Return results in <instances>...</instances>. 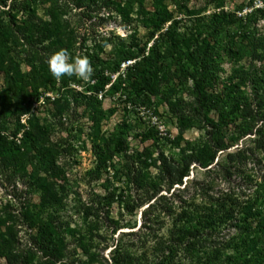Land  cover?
I'll use <instances>...</instances> for the list:
<instances>
[{
	"label": "rangeland",
	"instance_id": "374dc122",
	"mask_svg": "<svg viewBox=\"0 0 264 264\" xmlns=\"http://www.w3.org/2000/svg\"><path fill=\"white\" fill-rule=\"evenodd\" d=\"M109 6L91 12L104 16L91 21L83 9L74 8L73 3L64 5L63 0L45 1L38 10L45 14L47 8L55 12L62 7L59 19L67 22L59 25L58 42L71 55L90 61V82L76 76L57 80L49 72L47 62L31 69L18 55L24 41L10 38L7 30L0 36V102L6 103H0V133L17 132L18 145L24 128L33 130L22 141V146L26 145L23 159L13 145H2L7 150L0 147V264H6L7 250L18 258L16 264H111L113 240L132 246L143 264H153V247L160 237L166 239L171 218L164 212H154L138 230L143 222L140 211L146 205L132 207L140 202L148 187L139 188L129 171L136 175L140 170L139 180L156 182L153 159L158 152L179 159L181 147L203 140L206 119L196 105L192 75L180 76L169 56L177 50H168L155 95L130 94L121 88L111 90L110 83L104 90L96 91L103 68L118 62L125 53L135 52L137 45L142 48L146 43L148 47L171 26L170 32L180 43L183 55L194 44L215 35L220 49L226 51L227 45L243 43L246 50L242 58L220 53L222 78L234 66L248 68L254 52V64L264 71V15L258 11H264V3L260 0H135L132 6L127 0H115L112 11ZM126 64L121 62V68ZM115 76L112 74V79ZM15 82H22L33 100L37 97L29 111L20 116L13 110L12 100L7 101V87ZM208 117L216 118L214 114ZM148 129L154 136L143 139ZM36 132L41 137H36ZM121 132L128 141L127 152L108 159L102 155L99 161L95 150L106 152V143ZM250 139L242 144L251 146ZM138 157L147 163L142 170L135 163ZM194 181L212 185L214 190L210 193L217 196L228 190V183L218 175L191 166L183 180L187 184L184 196L195 202L200 201L202 193ZM46 198H50L49 205H41ZM34 216L41 220L51 216L62 223L54 224L60 236L55 248L60 256L57 260L35 244L34 229L28 226ZM128 231L137 234L122 236ZM229 234L233 235V231L224 230L219 240Z\"/></svg>",
	"mask_w": 264,
	"mask_h": 264
},
{
	"label": "trees",
	"instance_id": "16d2710c",
	"mask_svg": "<svg viewBox=\"0 0 264 264\" xmlns=\"http://www.w3.org/2000/svg\"><path fill=\"white\" fill-rule=\"evenodd\" d=\"M45 1L48 0H0V36L3 37V30H7L6 35L10 38L18 42L24 41L18 55L31 69L45 64L51 54L66 47L58 42L59 25L67 22V19H59L63 13L60 12L62 7L55 12H52V8H47L45 14H39L40 5ZM86 1L63 0V3H73L74 8L83 9L88 21L95 17H104L91 15V12H98L101 7L108 5L110 10L115 4V0H88L89 3ZM127 1L129 6L135 3V0ZM260 1L264 3V0ZM85 10L88 12L85 13ZM258 11L264 15L263 9ZM152 24L156 26L155 22ZM171 28L167 27L148 47L146 43L142 48L137 45L135 52H127L112 66L103 68L97 83L96 91L104 90L105 85L110 83L111 90L121 88L129 90L130 94L155 95L168 50H177L179 52L170 53L169 56L178 66L176 70L180 72V76L185 78L192 75V92L196 105L206 119L203 140L181 147L179 159L162 151L158 152L153 159V165L157 169L156 182L146 178H143L144 181L139 180L140 170L136 175L135 172L131 174V170L129 171V176L139 188L148 187L144 190L140 202L132 207L140 208L146 205L140 211L143 222L138 230L146 225L148 215L154 212H164L171 218L166 239L162 240L164 238L160 237L153 247V264L166 260V264H175L176 261L180 264H264V71L261 66L254 64L257 57L254 52L251 54L248 68L234 66L231 72L222 78L219 74L220 53L225 51L242 58L246 50L243 43L227 45L226 51L220 49L215 35L211 40L194 44L193 48L183 55L180 43L170 32ZM164 43H167L166 46ZM262 48L264 49V44ZM121 62H127L123 69ZM104 70H107V74ZM112 74L116 75L114 79ZM36 98L33 100L30 97L22 82L19 85L15 82L7 87V101L12 100L11 106L18 116L27 113ZM0 103L6 105L3 101ZM209 114H214L216 118H209ZM32 131L24 128L22 138H19L21 144L18 145L15 139L17 132L6 135L0 133V147L13 145L19 152L17 155L23 159L22 153L26 145L22 146V141H26L27 134H32ZM123 133L106 143V152L95 150L99 161H102V155L108 159L115 154L127 152L129 145ZM35 135L41 137L38 132ZM153 136L152 129H148L142 138ZM250 137L251 146L242 144ZM234 145L236 146L232 148ZM7 147L4 148L7 150ZM144 156L143 159L146 160L147 155ZM145 160H140L139 157L135 159L141 170L143 165H147ZM0 163L2 164V160ZM191 166H199L205 173L218 175L222 181L228 183V190L217 196L210 193L214 190L212 185L205 181H194L196 189H201L202 198L198 202L186 198L184 192L187 184L183 180ZM234 183H237V187ZM45 201L47 204L41 205L48 206L51 202L50 198ZM54 224L62 225L58 219L51 216L45 220L34 216L28 226L34 229L33 239L38 249L57 260L60 256L55 248L60 236ZM227 229L232 230L233 235L229 234L219 240V236H223L222 232ZM136 234L135 231H128L122 236ZM51 244H54L52 248ZM110 246L113 247L111 264H143L142 258L132 246L118 240H113ZM83 249L87 252L86 247ZM4 257L6 264L17 263L18 258L11 256L8 250Z\"/></svg>",
	"mask_w": 264,
	"mask_h": 264
},
{
	"label": "clouds",
	"instance_id": "9594fccd",
	"mask_svg": "<svg viewBox=\"0 0 264 264\" xmlns=\"http://www.w3.org/2000/svg\"><path fill=\"white\" fill-rule=\"evenodd\" d=\"M46 62L49 72L57 80L65 76H76L85 82H90L93 78L90 61L85 57L73 56L66 49L54 52Z\"/></svg>",
	"mask_w": 264,
	"mask_h": 264
}]
</instances>
